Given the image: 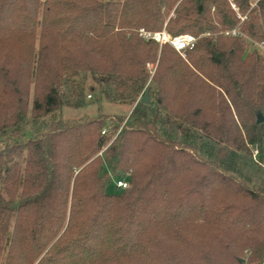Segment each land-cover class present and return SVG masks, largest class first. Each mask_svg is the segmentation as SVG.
Here are the masks:
<instances>
[{"label":"trees","instance_id":"16d2710c","mask_svg":"<svg viewBox=\"0 0 264 264\" xmlns=\"http://www.w3.org/2000/svg\"><path fill=\"white\" fill-rule=\"evenodd\" d=\"M252 1L0 0V264H264ZM139 30L208 36L182 60ZM87 80L129 115L92 111Z\"/></svg>","mask_w":264,"mask_h":264},{"label":"rangeland","instance_id":"374dc122","mask_svg":"<svg viewBox=\"0 0 264 264\" xmlns=\"http://www.w3.org/2000/svg\"><path fill=\"white\" fill-rule=\"evenodd\" d=\"M104 1H109V0H104ZM111 1H115V0H111ZM257 1L258 0H253L251 2V8H255ZM232 6H234V5L231 4V7ZM257 13H259L258 12V9H257ZM172 16L173 15L170 14V17H172ZM40 18H41V15L39 14V21H40ZM240 22H242V21H240ZM237 27L234 28V29H238ZM204 35L205 36H208V34H204ZM204 35L198 36L197 39L199 40V39L204 38ZM242 38L245 39L244 40V48H246V51H252V50H254V48H252V45H253L252 41H250L247 38H245L244 35H243ZM37 47L38 46H37V42H36V44H35V50L37 49ZM186 56H187V54H186ZM186 56L183 57V56H180L179 54H177V57L181 58L182 60H185L186 59ZM156 67H157V63L147 64L146 65V68H147V70L149 71V74H150V78L153 77V75L155 73V70H156ZM90 86H92V82L90 80H87L85 82V84H84V87H85V96H86L85 97V100H86L85 102H87V103L88 102L89 103L92 102L94 104L93 105V108H92V111H94V109L96 107H98L102 112H104L106 114H109V115L115 114V115L121 116V117H126L127 115H129V113L132 110V107L131 106H128V105L114 106L113 104L105 103L101 99H99V96L96 93H91L89 91V87ZM88 96H90V98H88ZM32 101H33V84H31V86H30V93H29V98H28V116H27V123H29V125H26L25 126V132H26L25 140L28 139V138H30L33 135V133L39 132L41 130H44V128H45V126H41V124L40 125L33 124V123L30 124V112H31V108H32ZM64 114H65V110H64ZM49 121H50V119H46V124H48ZM109 176H110V174H109ZM128 186H129V184H128Z\"/></svg>","mask_w":264,"mask_h":264},{"label":"built area","instance_id":"2783aa9c","mask_svg":"<svg viewBox=\"0 0 264 264\" xmlns=\"http://www.w3.org/2000/svg\"><path fill=\"white\" fill-rule=\"evenodd\" d=\"M232 8L234 11H236L234 6H232ZM238 18L240 19V21H243L245 19V18H241L239 15H238ZM138 33L142 39L154 41L160 47L163 45L170 46L177 54L183 57H185L189 51L193 50V48L195 47L196 41H197V38L191 35H180L177 37H171L165 32V30H162L161 32H156V33H148V32H145L144 30H139ZM223 35L227 38H242L243 37V34L238 29L227 30L223 32ZM204 37H207V36L204 35ZM254 46L264 56V48L262 47V45L254 44ZM88 98H90V96H88ZM106 132L107 131L104 129L101 132V135H105ZM252 154H253V158L255 159L257 156V151L253 150ZM112 183L115 189L119 191H123L128 188V183L124 179H114Z\"/></svg>","mask_w":264,"mask_h":264},{"label":"water","instance_id":"95a60500","mask_svg":"<svg viewBox=\"0 0 264 264\" xmlns=\"http://www.w3.org/2000/svg\"><path fill=\"white\" fill-rule=\"evenodd\" d=\"M141 102L144 103V104H148V103H149V98H148V95H147V94H145V95L143 96ZM262 122H263V118H262L261 116H259V117L257 118V122H256V123H257V124H260V123H262Z\"/></svg>","mask_w":264,"mask_h":264}]
</instances>
